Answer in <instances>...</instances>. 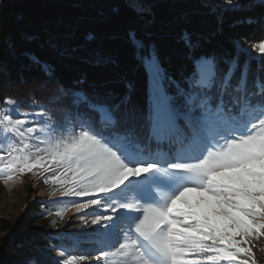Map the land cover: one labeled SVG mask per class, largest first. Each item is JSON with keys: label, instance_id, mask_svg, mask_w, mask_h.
<instances>
[{"label": "snow or ice", "instance_id": "6c2138e0", "mask_svg": "<svg viewBox=\"0 0 264 264\" xmlns=\"http://www.w3.org/2000/svg\"><path fill=\"white\" fill-rule=\"evenodd\" d=\"M224 2L239 9L242 0ZM129 40L143 49L134 32ZM251 51L255 70L241 59L246 51L201 54L182 82L147 51L151 103L138 120L126 98L82 81L61 85L60 119L49 114L47 127L34 101L23 112L19 100L3 101L0 179L47 174L43 182L70 198L55 215L80 214V238L101 234L98 250L54 248L55 264H255L250 241L264 235V39ZM41 70L51 75L49 65Z\"/></svg>", "mask_w": 264, "mask_h": 264}, {"label": "trees", "instance_id": "16d2710c", "mask_svg": "<svg viewBox=\"0 0 264 264\" xmlns=\"http://www.w3.org/2000/svg\"><path fill=\"white\" fill-rule=\"evenodd\" d=\"M128 1L0 0V105L10 97L25 111L34 101L47 118L55 114L56 122L61 85L82 81L79 86L85 89L126 98L123 107L138 120L151 103L141 58L147 51L155 53L167 77L181 82L192 70V58L201 54L246 51L241 59L249 60L253 70L260 63L259 54L247 48L264 39V2L218 11L203 0H134L137 8ZM130 32L143 49L129 40ZM189 40L194 48L188 47ZM41 64L51 67V75ZM168 91L175 89L169 86ZM12 243L0 254L3 264H47Z\"/></svg>", "mask_w": 264, "mask_h": 264}, {"label": "rangeland", "instance_id": "374dc122", "mask_svg": "<svg viewBox=\"0 0 264 264\" xmlns=\"http://www.w3.org/2000/svg\"><path fill=\"white\" fill-rule=\"evenodd\" d=\"M203 1L211 9L218 11L227 9L240 10L244 4L247 6L252 4L253 6L264 2V0H242L241 7L236 9L227 6L224 0ZM128 3L137 8L134 0H129ZM261 40H256V42ZM247 49L251 51V45ZM146 68L148 69L147 66ZM148 74L150 75V71H148ZM9 107L6 104L0 105V112L8 111ZM43 118L44 126L47 127L48 118L45 115ZM72 130L71 125L68 124V132L71 133ZM7 146L8 141L5 139V134L0 130V148H6ZM45 178H47V174L40 172L18 176L8 184H5L4 180L0 179V228L6 229L0 232L1 255L4 249L8 248L11 250L12 242V244L19 242L20 246L18 244L16 246L18 249H27L41 261L47 264H55V260L59 259V257L54 248L63 247L66 251H71L73 249L70 246L77 244L80 249H84L85 242L82 243L81 241H86V239L88 241L89 238L79 237L78 233L83 232V228L66 226V220L70 217H66V215L71 210L65 211L63 218L55 215L57 211L70 208L69 199H58L56 195H52L53 192L58 191V188L51 184H45L43 182ZM79 215L77 214L74 218L80 222ZM88 219L90 221L91 217ZM93 235L97 236L95 241L98 244L97 248H101L100 246H103L100 242L101 234L93 233ZM91 244L94 245V243L89 245ZM250 246L255 264H264V235L250 241ZM97 248L94 250H98ZM1 255L0 264H3ZM248 259L249 264H252L253 258L250 257Z\"/></svg>", "mask_w": 264, "mask_h": 264}, {"label": "bare ground", "instance_id": "6f19581e", "mask_svg": "<svg viewBox=\"0 0 264 264\" xmlns=\"http://www.w3.org/2000/svg\"><path fill=\"white\" fill-rule=\"evenodd\" d=\"M150 82H151V79H150ZM55 193H56V197L58 198V199H70V198H61L60 196H59V191H55ZM76 215L77 214H75L74 213V211H70L67 215H66V217H68V216H70L67 220H66V226H72L73 228H77V227H80V228H83V230H84V226H83V224H82V222L80 221H76V219L74 218V217H76ZM66 219V218H65ZM87 238H89V240L87 241V239H86V241H81L82 243L83 242H85V246H84V249H89V250H94L95 248H97L98 246V244H96L95 243V241H96V239H97V236H94L93 234L91 235V236H88ZM90 243H94V245L93 244H91V245H89ZM81 246V245H80ZM99 246H100V244H99ZM101 247V246H100ZM98 249V248H97Z\"/></svg>", "mask_w": 264, "mask_h": 264}]
</instances>
